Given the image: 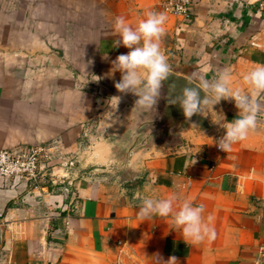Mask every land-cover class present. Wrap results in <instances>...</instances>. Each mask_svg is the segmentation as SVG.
Wrapping results in <instances>:
<instances>
[{
    "label": "crops",
    "instance_id": "1",
    "mask_svg": "<svg viewBox=\"0 0 264 264\" xmlns=\"http://www.w3.org/2000/svg\"><path fill=\"white\" fill-rule=\"evenodd\" d=\"M95 1L97 17L79 33L69 23L63 43L32 42V34L17 49L0 47V151L59 142L54 163L63 164L40 188L0 179V264H166L171 257L264 264V122L220 154L215 135L223 128H212L238 118L234 100L213 106L209 93L201 108L207 126L164 97L151 112L117 91L121 73L112 63L129 51L115 46L117 18L136 28L149 13H163L160 49L171 73L199 86L227 69L232 88L264 114V93L243 79L264 65V0H200L190 20L165 13L167 0ZM86 13L71 11L68 19L89 20ZM90 140L115 151L111 158L96 153L103 164L82 174L92 167L72 165L87 156ZM134 146L149 149L126 162ZM176 147L185 149L164 152ZM145 196H175L177 211L184 201L203 205L215 239L192 244L170 217L141 220Z\"/></svg>",
    "mask_w": 264,
    "mask_h": 264
},
{
    "label": "clouds",
    "instance_id": "2",
    "mask_svg": "<svg viewBox=\"0 0 264 264\" xmlns=\"http://www.w3.org/2000/svg\"><path fill=\"white\" fill-rule=\"evenodd\" d=\"M166 16L163 13H149L142 19L136 28L128 26L123 18H117L119 39L116 47L123 46L129 51L119 55L113 61L115 71L121 73L120 81L115 83V88L122 94L132 93L137 97L136 105L155 112L156 105L161 98L163 83L171 76V66L166 56L160 49V40L165 33ZM113 72H115L112 69ZM96 77L99 81L100 77ZM245 84L258 93H264V65H258L244 77ZM231 73L227 69L220 70L212 80L202 78L200 85L186 84L176 94V84L169 85V103L178 104L186 119L201 112L203 105L209 103L208 94H211L218 104L222 99L231 98L238 109V118L222 125L225 135L217 142L218 148L229 151L233 144L245 140L249 133L257 127V113L259 105L242 95L239 89L231 86ZM201 91L206 96L201 99ZM111 100L119 103L120 97ZM192 126H196L193 124ZM177 197L166 199L145 196L141 200L138 217L148 220L153 217L171 218L173 227L181 231L183 238L192 244H199L205 239L214 240L216 232L209 227L204 219L205 208L203 205L194 206L184 201L179 210L174 209ZM208 221H211L209 216ZM161 264H165L159 259ZM179 264L175 257L169 258L166 264Z\"/></svg>",
    "mask_w": 264,
    "mask_h": 264
},
{
    "label": "rangeland",
    "instance_id": "3",
    "mask_svg": "<svg viewBox=\"0 0 264 264\" xmlns=\"http://www.w3.org/2000/svg\"><path fill=\"white\" fill-rule=\"evenodd\" d=\"M75 1L0 0V47L6 50L17 49L20 44L26 43L27 40L30 41L33 38L32 34L34 35L32 42L63 43L62 39L66 36L65 32L69 23L79 33L83 25L95 19L98 15L96 1L88 0L86 4L85 0H83L84 7H81L88 12L86 14H88L87 18L89 20L86 19V15L85 19L79 15L76 19H68V14L71 11H82L80 4H76ZM105 14L108 15L101 12V17ZM91 30L96 32L97 28H91ZM90 142L87 156L82 158V162L73 164L74 170H77L82 164L90 167L102 165L103 161L100 158H96V153L101 157L111 158L112 153L115 151L114 149L101 146L104 149L99 152L101 147L98 148V146L101 144L93 143V140H90ZM111 165L116 166V163H111Z\"/></svg>",
    "mask_w": 264,
    "mask_h": 264
},
{
    "label": "built area",
    "instance_id": "4",
    "mask_svg": "<svg viewBox=\"0 0 264 264\" xmlns=\"http://www.w3.org/2000/svg\"><path fill=\"white\" fill-rule=\"evenodd\" d=\"M200 0H167L163 3V11L177 16H184L188 20L193 15L192 9ZM257 120L264 122V114L257 113ZM225 135L224 129L218 131L215 140L218 142ZM60 143L52 142L31 147H18L0 151V179L6 186L27 184L33 188H40L54 177L53 171L63 164L54 163L56 156L61 155ZM217 151H221L217 146ZM73 166V165H72ZM50 169L51 172L49 171Z\"/></svg>",
    "mask_w": 264,
    "mask_h": 264
},
{
    "label": "water",
    "instance_id": "5",
    "mask_svg": "<svg viewBox=\"0 0 264 264\" xmlns=\"http://www.w3.org/2000/svg\"><path fill=\"white\" fill-rule=\"evenodd\" d=\"M173 83L176 84V86H177L176 94H179L180 90H181L186 84H188V83L195 85V84L192 83L191 81H189V80H187V79H185V78L179 77V76L174 75V74L171 73V76L169 77V79L166 80V81L163 83V87H162V89H161V98H160V100L163 99L162 97H164V98H165L164 100H165L167 103H169V99H168V97H169V85H171V84H173ZM196 86H198V85H196ZM200 95H201V99L205 98V96H206V94H205L203 91H201ZM169 104H170V103H169ZM171 107L174 108V109H181V110H182V108H181L178 104H171ZM192 117H196V118L199 117V119H200V120H199L200 125H201V126H203V125H206V126H207L208 121L203 117V112H202V110H201L200 113H198V114H194ZM210 128H212V127H210ZM221 128H222V125H221V124H220V125H214V127L212 128V131H213V133H214L216 130L221 129ZM148 149H149V148H148ZM148 149H146V148H144V147H135V146H134V147H130V148L128 149V155H127L126 162L129 161L130 155H131L132 153L137 152V151H141V150H148ZM183 149H185V148H184V147L169 148L168 151H164V152L178 153V152H181ZM159 150H160V149H159ZM161 150H162V149H161ZM96 169H97V167H92V168H90V169H88V170H84V171L82 172V174L92 173V172L95 171Z\"/></svg>",
    "mask_w": 264,
    "mask_h": 264
},
{
    "label": "bare ground",
    "instance_id": "6",
    "mask_svg": "<svg viewBox=\"0 0 264 264\" xmlns=\"http://www.w3.org/2000/svg\"><path fill=\"white\" fill-rule=\"evenodd\" d=\"M101 150H103V148H100L99 152H100Z\"/></svg>",
    "mask_w": 264,
    "mask_h": 264
}]
</instances>
